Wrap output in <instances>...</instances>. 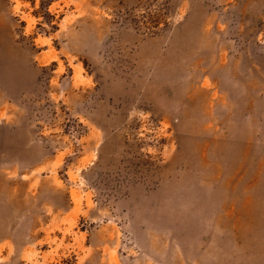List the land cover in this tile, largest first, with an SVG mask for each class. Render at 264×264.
Segmentation results:
<instances>
[{
	"label": "rangeland",
	"instance_id": "1",
	"mask_svg": "<svg viewBox=\"0 0 264 264\" xmlns=\"http://www.w3.org/2000/svg\"><path fill=\"white\" fill-rule=\"evenodd\" d=\"M0 264H264V0H0Z\"/></svg>",
	"mask_w": 264,
	"mask_h": 264
}]
</instances>
